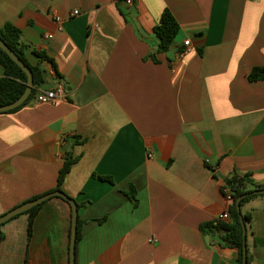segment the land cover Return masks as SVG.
Segmentation results:
<instances>
[{"label":"crops","instance_id":"0c3cea01","mask_svg":"<svg viewBox=\"0 0 264 264\" xmlns=\"http://www.w3.org/2000/svg\"><path fill=\"white\" fill-rule=\"evenodd\" d=\"M164 10L174 47L191 45L171 62L155 53ZM6 24L45 70L38 92L65 94L0 113V216L54 190L70 150L60 189L79 206L77 264H236L201 226L229 209L228 179L264 185V80H247L264 66V0H0ZM241 212L264 264V196ZM27 225L20 213L1 227L0 264H69L66 202L41 204L30 239Z\"/></svg>","mask_w":264,"mask_h":264},{"label":"trees","instance_id":"16d2710c","mask_svg":"<svg viewBox=\"0 0 264 264\" xmlns=\"http://www.w3.org/2000/svg\"><path fill=\"white\" fill-rule=\"evenodd\" d=\"M179 30H180L179 24L177 23L173 15L168 10H164L161 13L158 22L153 29V33L158 39L155 53L159 55H166L167 52H169L172 48H174L175 46L174 40ZM0 39L4 42L6 46L10 48V50L20 59V61H22L31 70L32 78H33L32 91L31 93H29L26 101H24L16 109L6 112V113H13L18 111L24 105L26 106L27 104H29L39 93L38 92L39 88L45 83V77H44L45 70L39 65L33 66L27 62L24 54L25 46L20 41V30L17 29L15 26L11 24H6L0 27ZM182 50L183 48L180 46L177 50V53H179L180 51L182 52ZM38 55L43 60L48 59V57L43 53H39ZM151 57L154 59L153 55ZM166 60L171 62V60H169L168 58H166ZM0 66L3 68L2 71L3 77L0 80V105L4 106L16 100L21 95V93L24 92V90L26 89L27 78L23 70L20 67H18L4 53L2 48H0ZM247 80L249 82L263 81L264 66H258L252 68L249 75L247 76ZM73 144H78V142L74 141ZM62 159H63L62 165L58 172L55 189L46 194L44 193L41 195L34 196L29 200H27L26 202H30L40 196L47 195L54 191H61L60 189L61 183H63L66 174L69 173L71 166L76 161L79 160V157L74 156L72 151L66 150L63 152ZM99 179L108 180L112 182V179L109 177H99ZM224 187L228 188L229 194L232 198V202L230 203L228 209L230 220L228 222L214 221L213 223L203 225L201 226L202 229L201 231L210 235L217 236L221 246L236 249L238 251L236 264H242V253H243L242 231L243 228L247 229L248 225L251 223V217L249 214H243L241 212V209L237 211L238 209L237 199L241 198L240 200V208H241L243 204H245L248 200L257 196H264V194L257 193L260 190H264V185L249 184L244 180V177L234 176L226 181ZM222 194L225 196L223 191ZM59 199L67 203L66 200L62 198ZM41 204H38L33 208L29 209L28 211L21 213L22 215L23 214L28 215V225L26 226V230H27V237L29 239L31 238L32 235L35 214L39 209V207L41 206ZM67 206L69 207L68 203ZM76 208L77 209L79 208L78 204L76 205ZM3 225H0V243L4 239V235L1 231V227ZM81 226H82L81 221L78 218V227H76V238H75L76 243L74 249L75 264H77V249L81 235L80 234ZM248 253L249 252L247 250L246 264H251V257Z\"/></svg>","mask_w":264,"mask_h":264},{"label":"water","instance_id":"95a60500","mask_svg":"<svg viewBox=\"0 0 264 264\" xmlns=\"http://www.w3.org/2000/svg\"><path fill=\"white\" fill-rule=\"evenodd\" d=\"M0 48L4 51V53L18 66L20 67L23 72L26 74L27 78V84H26V89L24 90L21 95L14 100L13 102L7 104V105H0V112L6 113L8 111L16 109L18 106H20L24 101H26L29 93L32 91V86H33V78H32V73L31 70L22 62L20 59L10 50L8 46L4 44V42L0 39ZM177 47L172 48L169 52L166 53V58L169 60H174L175 56V50H177ZM257 193L259 194H264V190H260ZM53 197H59L67 201L69 204L70 210H71V227H70V232H69V249H68V262L69 264H75V259H74V249H75V243H76V227H78V213H77V208H76V202L67 196L62 191H54L51 192L47 195L40 196L30 202H26L24 204H20L17 207L11 209L10 211L6 212L2 216H0V225L5 224L9 220H11L13 217L20 213H24L28 211L29 209L33 208L34 206L43 203L44 201L46 202L47 200L53 198ZM240 200L241 198L237 199V211H239L240 208ZM246 229L243 228L242 235H243V253H242V264H246V253H247V248H246Z\"/></svg>","mask_w":264,"mask_h":264},{"label":"built area","instance_id":"2783aa9c","mask_svg":"<svg viewBox=\"0 0 264 264\" xmlns=\"http://www.w3.org/2000/svg\"><path fill=\"white\" fill-rule=\"evenodd\" d=\"M125 3L126 4H131L132 3V0H125ZM73 15H77V11H74L73 12ZM49 38H51L49 35H48ZM182 52L180 51L179 53H176L177 54V58H182L186 53H188L190 50H191V45H190V41L189 40H185L183 42V45H182ZM64 89H63V86L60 85V86H57L54 90H51V91H44V92H39L36 97L33 99L34 102L36 103H47V104H55L59 99L61 98H64ZM222 191L223 193L225 194V199L227 202L231 203L232 202V198L229 194V190L227 187H224L222 188ZM230 220V216H229V213H228V210L224 211V212H220L217 216H216V219L215 221H221V222H228Z\"/></svg>","mask_w":264,"mask_h":264}]
</instances>
